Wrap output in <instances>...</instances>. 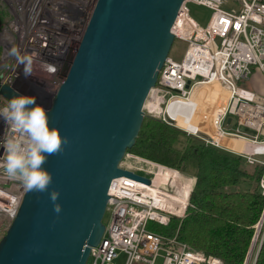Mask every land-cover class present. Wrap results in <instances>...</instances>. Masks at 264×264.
<instances>
[{"label": "built area", "instance_id": "obj_1", "mask_svg": "<svg viewBox=\"0 0 264 264\" xmlns=\"http://www.w3.org/2000/svg\"><path fill=\"white\" fill-rule=\"evenodd\" d=\"M0 2L8 10L6 23L0 29L1 83L25 96H34L36 103L49 109L66 79L70 59L76 54L98 0ZM190 6L212 12L206 28L192 20ZM172 32L176 40L187 44V49L180 63L170 56L166 60L157 86L145 104L146 115L237 155L249 168L261 169L260 191L264 197V154L255 151L264 146V0H185ZM13 45L22 54L34 56L33 75L25 77L23 65L7 55ZM42 62L56 65L59 70L50 74ZM215 83L227 92L228 99L213 114L214 133L220 138L239 139L246 144L243 150L223 146L201 128L192 132L178 126L181 119L193 118L198 110L194 103L196 89ZM179 101L183 104L174 108L172 116L169 109ZM6 103L0 96V107ZM228 119H232L230 124ZM15 135L18 134L0 118V240L16 218L27 192L2 167L6 155L4 142ZM133 161L148 168H137ZM120 167L150 179L152 184L126 177L112 182L105 233L102 243L91 250V264H117L121 254L125 256L123 264H222L216 257L193 251L178 240V233L168 237L148 229L152 222L167 227L172 218L185 217L189 198L182 214L164 206L165 200L176 194L172 178L165 184H155L158 172L170 170L180 176L177 171L130 153ZM136 168L143 175L136 173ZM192 183L191 180L190 189ZM263 238L264 212L244 264H256ZM254 248L258 250L252 257Z\"/></svg>", "mask_w": 264, "mask_h": 264}, {"label": "water", "instance_id": "obj_2", "mask_svg": "<svg viewBox=\"0 0 264 264\" xmlns=\"http://www.w3.org/2000/svg\"><path fill=\"white\" fill-rule=\"evenodd\" d=\"M184 2L98 0L66 79L46 109L50 127L59 128L68 143L43 165L53 176L48 192H26L0 240V264H88L105 233L112 182L126 177L152 184L120 166L140 135ZM17 95L24 94L0 80V96ZM53 189L60 193L59 214L49 199Z\"/></svg>", "mask_w": 264, "mask_h": 264}, {"label": "trees", "instance_id": "obj_3", "mask_svg": "<svg viewBox=\"0 0 264 264\" xmlns=\"http://www.w3.org/2000/svg\"><path fill=\"white\" fill-rule=\"evenodd\" d=\"M7 18L0 2V29ZM129 153L193 181L185 217L172 218L167 227L149 223V230L168 237L178 233L193 251L222 264L245 263L264 212L261 169H248L237 155L148 116ZM256 264H264V238Z\"/></svg>", "mask_w": 264, "mask_h": 264}, {"label": "clouds", "instance_id": "obj_4", "mask_svg": "<svg viewBox=\"0 0 264 264\" xmlns=\"http://www.w3.org/2000/svg\"><path fill=\"white\" fill-rule=\"evenodd\" d=\"M7 55L14 57L18 65H23L25 77L33 75V55L22 54L16 45L7 50ZM42 63L50 74L59 70L56 65ZM0 118L18 134L7 137L4 142V171L9 177L18 179L28 192H48L53 176L43 165L49 156L63 152L68 138L61 135L59 128L50 127L48 111L36 104L34 96L17 95L7 100L0 107ZM255 151L264 154V146L257 147ZM59 195L55 189L49 192V199L57 214L62 211L61 204L57 203Z\"/></svg>", "mask_w": 264, "mask_h": 264}, {"label": "bare ground", "instance_id": "obj_5", "mask_svg": "<svg viewBox=\"0 0 264 264\" xmlns=\"http://www.w3.org/2000/svg\"><path fill=\"white\" fill-rule=\"evenodd\" d=\"M209 88L210 89L201 87V88L196 89V91L194 92V99H195L194 103L198 105L199 110L196 111L193 117H196V116L198 117H196L194 120V118H192L191 116H185L184 119H181L178 122V126L184 129H188L192 132H195L197 129L201 128L202 124H204L208 128L206 130V133L214 137V139L218 143L222 144L223 146L230 147L238 151L245 149L246 144L240 141L239 139L230 138V137L229 138L218 137L217 134L211 130L212 128L209 127L210 125L208 124V121L206 122L208 117L203 116V113L204 111H207L206 110L207 105L211 106L212 104L215 103V101L217 102V101H220L221 99H224L223 94L222 93L220 94L219 90H216V88L214 87H209ZM226 97H227V94H226ZM202 102H204V105L202 104L203 107L199 108ZM182 104L183 103L179 101L176 104L172 105V108L169 109V112L171 113L172 116H174V108L179 107ZM153 105L155 109H158L157 103H154ZM199 119H201L203 123H200ZM169 178H172L173 180L172 183L174 187L176 188V194L170 195V197L165 200L164 206L168 208V210L175 212V214H182L186 207L187 200L191 193L190 186L187 185L185 182H183V179L181 178V176L177 175L176 172H173L170 170L166 172L160 171L157 173L156 180H155L156 186H158L161 183H164V184L167 183Z\"/></svg>", "mask_w": 264, "mask_h": 264}, {"label": "rangeland", "instance_id": "obj_6", "mask_svg": "<svg viewBox=\"0 0 264 264\" xmlns=\"http://www.w3.org/2000/svg\"><path fill=\"white\" fill-rule=\"evenodd\" d=\"M189 10H190V17L192 18V20L195 23H197L201 28H206L207 25L209 24V21L211 20L212 12L210 10H208V9L201 8V7H196V6H190ZM186 49H187V44L179 42L178 40H176L174 45H173V47H172V50L170 52V57L175 62L180 63L183 60V58H184ZM202 87H204L206 89L207 88L210 89L209 87H214V88H216V90H219V93L220 94L222 93L223 97H224V99H221L220 101H217V102L215 101V103L212 104L211 106L207 105V107H206L207 111H204V113H203V116L208 117L206 122L208 121V124L210 125L209 127L212 128L211 130L214 132V129H213L214 126H213V123H212V121H213V117L212 116H213L217 106L218 105L220 106L221 104H223L228 99V95L226 97L227 92L221 87V85H219L217 83L210 84V85H203ZM247 88H250V87H247ZM202 104L204 105V102L201 103L199 108L203 107ZM146 116H148V115H146ZM148 117H150V116H148ZM196 117H198V116H196ZM196 117H193L194 120H195ZM199 122L203 123V121H201V119H199ZM202 126H203V128H202ZM202 126H201V129H204L203 131H204V133H206V130L208 129L207 126L204 125V124H202ZM208 135H210V134H208ZM132 164L135 167H137V168H143V169H147L148 168L147 165L137 164L134 161L132 162ZM137 168L135 169L136 173H138L140 175H143V173L138 171ZM248 169H252V168L248 167ZM180 176L183 179V182H185L187 185L190 184L191 178L189 176H186V175H183V174H180ZM107 219H108V216L106 215L104 220H103L104 224L107 223ZM152 224H156V223L152 222ZM156 225H158V224H156ZM256 248H254V251H253L254 253L252 254V257H254V255L257 253L258 249L256 250ZM124 261H125V256L123 254H121L120 257H119V260L117 261L118 262L117 264H123ZM88 264H91V260L88 261Z\"/></svg>", "mask_w": 264, "mask_h": 264}, {"label": "crops", "instance_id": "obj_7", "mask_svg": "<svg viewBox=\"0 0 264 264\" xmlns=\"http://www.w3.org/2000/svg\"><path fill=\"white\" fill-rule=\"evenodd\" d=\"M248 87H250V88H251V85H248Z\"/></svg>", "mask_w": 264, "mask_h": 264}]
</instances>
